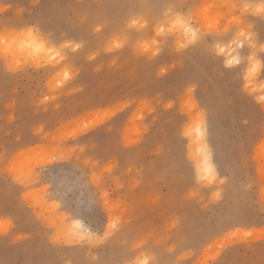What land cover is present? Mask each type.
Wrapping results in <instances>:
<instances>
[{
  "label": "rangeland",
  "instance_id": "obj_1",
  "mask_svg": "<svg viewBox=\"0 0 264 264\" xmlns=\"http://www.w3.org/2000/svg\"><path fill=\"white\" fill-rule=\"evenodd\" d=\"M261 229L264 0H0V264H264Z\"/></svg>",
  "mask_w": 264,
  "mask_h": 264
},
{
  "label": "bare ground",
  "instance_id": "obj_2",
  "mask_svg": "<svg viewBox=\"0 0 264 264\" xmlns=\"http://www.w3.org/2000/svg\"><path fill=\"white\" fill-rule=\"evenodd\" d=\"M206 150V149H205ZM207 153V154H206ZM206 153L204 152V156H203V162H204V166L203 168H206V169H209V170H212V165H211V162H210V159H209V153L208 151H206ZM54 159L53 158H50L49 160H46L45 163H50L52 162ZM74 223H76L78 226H81L80 222L79 221H75ZM250 233V236H244V234H239L236 236L235 239H233L234 241L235 240H241V239H248V238H253V239H259V238H262L264 237V229H261V230H250L249 231ZM232 240V241H233ZM226 243H229V242H225L224 244H222L223 246L226 244Z\"/></svg>",
  "mask_w": 264,
  "mask_h": 264
}]
</instances>
